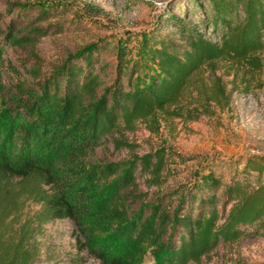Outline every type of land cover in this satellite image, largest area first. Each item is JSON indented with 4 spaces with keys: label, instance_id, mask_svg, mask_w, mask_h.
<instances>
[{
    "label": "trees",
    "instance_id": "1",
    "mask_svg": "<svg viewBox=\"0 0 264 264\" xmlns=\"http://www.w3.org/2000/svg\"><path fill=\"white\" fill-rule=\"evenodd\" d=\"M45 7L24 27L14 19L0 31L2 41L31 46ZM16 8L21 15L28 5ZM171 11L134 44L116 40L111 85L109 62L93 69L96 44L32 85L0 83V94L10 98L0 110V264H37L38 237L54 220L75 226L96 264H138L147 251L153 264L197 263L220 244L264 237L263 154L205 163L169 199L149 205L136 175L146 189L161 187L165 149L122 164H83L106 142L124 146L114 136L120 124L165 112L204 66L222 60L259 66L264 0H174ZM214 91L207 100L218 101Z\"/></svg>",
    "mask_w": 264,
    "mask_h": 264
},
{
    "label": "rangeland",
    "instance_id": "2",
    "mask_svg": "<svg viewBox=\"0 0 264 264\" xmlns=\"http://www.w3.org/2000/svg\"><path fill=\"white\" fill-rule=\"evenodd\" d=\"M19 4L28 5L21 15L16 8ZM173 4L174 0H0L1 32L14 19L20 27L33 22L40 5H46L48 12L37 25L41 35L29 36L31 46L10 47L0 38V83L9 87L16 82L32 85L60 66L68 55L96 44L99 62L93 69L109 62L106 85H111V53L116 40L126 38L134 44L158 16L172 12ZM175 10L178 13V8ZM255 57L259 63L256 69L223 60L214 62L211 72L204 66L179 93L174 105L165 112L138 118L130 127L121 123L114 136L124 141V146L114 148L106 142L87 157L84 166L122 164L155 149H165L169 162L161 187L146 189L143 179L136 175L139 191L147 194L143 205H149L158 197L162 202L169 199L205 163L264 155V48ZM215 88L221 93L218 101L207 100ZM9 100L0 94V110ZM38 241L37 264H96L86 249V238L68 220L44 223ZM138 264H153L148 251ZM188 264H264V237L242 236L218 245L199 262Z\"/></svg>",
    "mask_w": 264,
    "mask_h": 264
}]
</instances>
